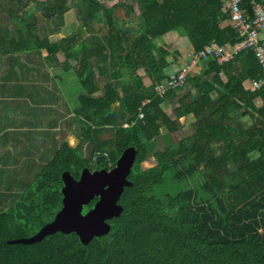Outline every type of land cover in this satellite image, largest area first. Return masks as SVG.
I'll return each instance as SVG.
<instances>
[{"label":"trees","instance_id":"trees-1","mask_svg":"<svg viewBox=\"0 0 264 264\" xmlns=\"http://www.w3.org/2000/svg\"><path fill=\"white\" fill-rule=\"evenodd\" d=\"M252 2L264 5L242 0L249 18ZM73 6L87 37L75 32L52 43L49 36L63 31ZM228 18L224 0H0V42L24 53L46 49L51 63L61 53L74 58L83 89L76 111L80 145L64 142L0 214V264H264V87L247 86L262 76L254 52L242 50L224 64L209 58L181 88L175 118L162 105L176 90L164 97L154 90L170 80L167 69L178 61L158 39L183 32L194 53L234 45L241 37L222 25ZM100 81L103 95L95 97ZM184 117L195 120L190 134L156 152L157 164L144 168L152 142L163 128L168 134L183 129ZM129 147L137 151L132 185L120 198L122 214L108 221V234L88 244L61 232L33 244L9 243L55 219L64 172L79 179L85 168L110 170Z\"/></svg>","mask_w":264,"mask_h":264},{"label":"crops","instance_id":"crops-1","mask_svg":"<svg viewBox=\"0 0 264 264\" xmlns=\"http://www.w3.org/2000/svg\"><path fill=\"white\" fill-rule=\"evenodd\" d=\"M222 25H229L228 20ZM64 30L65 27L61 33L50 35V41L54 43L73 35H62ZM171 33L164 36L165 42L180 43L181 36H169ZM9 48L10 45L0 42V214L18 200L64 142L74 148L81 143L76 111L83 90L78 87L79 80L72 70L77 61L66 60L61 53L58 62L51 63L46 49L24 53ZM177 50L172 51L178 61L167 69L170 77L191 59V56H178ZM103 84L104 81L99 82L95 97L103 95ZM173 96L162 105L169 116L165 105L175 102L176 107L180 98ZM187 118L191 117L181 120Z\"/></svg>","mask_w":264,"mask_h":264},{"label":"water","instance_id":"water-1","mask_svg":"<svg viewBox=\"0 0 264 264\" xmlns=\"http://www.w3.org/2000/svg\"><path fill=\"white\" fill-rule=\"evenodd\" d=\"M137 151L127 148L114 168L91 171L85 168L79 179L70 172L63 174L62 208L55 219L30 238L12 240L11 244H33L45 237L61 232L75 233L83 244L110 232L109 220L119 217L123 207L119 203L126 187L132 185L129 175L135 164ZM98 197L94 207L84 212V207Z\"/></svg>","mask_w":264,"mask_h":264},{"label":"built area","instance_id":"built-area-1","mask_svg":"<svg viewBox=\"0 0 264 264\" xmlns=\"http://www.w3.org/2000/svg\"><path fill=\"white\" fill-rule=\"evenodd\" d=\"M241 1L224 0L229 14V25L237 31L241 40L234 45L205 46L201 51L193 53L189 64L173 75L166 84L155 86V93L159 97H164L171 90L183 88L192 70L201 62L214 58L219 64H224L245 49L254 52L262 69V76L256 81H251L249 89L256 91L264 87V5L252 2L253 17L249 18L243 12ZM142 117L143 114L140 115V118Z\"/></svg>","mask_w":264,"mask_h":264},{"label":"rangeland","instance_id":"rangeland-1","mask_svg":"<svg viewBox=\"0 0 264 264\" xmlns=\"http://www.w3.org/2000/svg\"><path fill=\"white\" fill-rule=\"evenodd\" d=\"M124 1H129V0H124ZM31 13L35 12L36 10L33 8V7H30L29 8ZM76 7L73 6L72 7V10L70 12L67 13V22H66V26H65V30L64 32L62 33V35H68V34H71V33H74V32H78V33H84L85 36L87 37V33L85 31V28L83 26V22L82 21H79L77 19V14H76ZM45 23V21H44ZM46 24V23H45ZM42 25L44 26V24L42 23ZM4 27L5 28H9V30L15 35L14 33V30L16 28V26L12 23V22H5L4 23ZM45 31V30H44ZM43 32V31H42ZM174 35H180L181 38H180V43H176L175 45L174 44H171L173 42L172 41H166L165 42V38L162 37L161 39H158L156 41V43L159 45V46H163L165 45L167 48H169L171 51H175L177 50V55L178 56H182L183 58H186L189 56H192V48H191V44L187 38V36L183 35V32H172L169 36H174ZM83 35V37H85ZM175 42V41H174ZM180 49V51H179ZM180 53H183L182 55ZM179 59V58H177ZM205 65H206V62H202L199 67L197 68V70L193 71L191 75H197L199 73H201L203 71V69L205 68ZM200 69V70H198ZM140 74L145 78V82L147 85H150V81L149 79L147 78V76H145L144 72L141 71ZM78 87L80 89H82L81 85H80V82L78 83ZM185 89V88H184ZM184 89H179V90H176V95H182L184 93ZM83 90V89H82ZM179 92V94H178ZM215 97V95H213ZM173 98L175 96H172ZM172 97H170V99H172ZM175 102H172L170 103L169 105H165V108L167 110V112L170 114V116L172 118H175L174 116V113H173V108L175 107L174 106ZM257 104H260L259 101H257ZM194 119L191 117V118H187V119H183L181 120V123L183 124V129H181L180 131H177L175 133H171V134H168L165 132V128H163V132H162V135H160L158 138H156L151 146H150V158L148 159L147 162L144 163V168H148V167H152V166H155L157 164L155 158H154V154L158 151H163L166 147L170 146V145H173V144H177L178 141H180L181 139H183L184 137H186L188 134H190L193 126H194ZM243 122L245 125H249L251 123V120L249 118H244L243 119ZM91 147L89 144H85L83 146V150L85 152L86 155L89 154V151H90ZM204 169V167H203Z\"/></svg>","mask_w":264,"mask_h":264}]
</instances>
